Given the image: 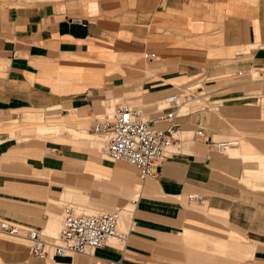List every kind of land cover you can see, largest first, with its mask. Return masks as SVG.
Masks as SVG:
<instances>
[{
  "label": "crops",
  "instance_id": "1",
  "mask_svg": "<svg viewBox=\"0 0 264 264\" xmlns=\"http://www.w3.org/2000/svg\"><path fill=\"white\" fill-rule=\"evenodd\" d=\"M172 93L185 138L155 178L84 136ZM65 206L120 207L125 242L41 260L0 235V264H264V0H0V219L54 237Z\"/></svg>",
  "mask_w": 264,
  "mask_h": 264
},
{
  "label": "built area",
  "instance_id": "2",
  "mask_svg": "<svg viewBox=\"0 0 264 264\" xmlns=\"http://www.w3.org/2000/svg\"><path fill=\"white\" fill-rule=\"evenodd\" d=\"M143 59L154 61L155 53H144ZM247 73L252 76L255 69ZM242 72H239L241 75ZM180 97L169 94L160 101L159 112L151 119H145L142 112L127 105H117L109 116H96L91 124V132L105 138L101 155L110 162H126L136 168L141 178H155L156 168L168 151L182 139L183 131L179 122L177 107ZM193 136L217 153H225L238 147L237 140L212 142L202 130ZM191 202H200L197 194L189 196ZM120 210L96 213L74 212L65 206L62 211L61 226L56 236L46 237L41 231L0 219V235L27 242L29 253L38 259L90 255L110 242L122 244L125 234L119 230Z\"/></svg>",
  "mask_w": 264,
  "mask_h": 264
},
{
  "label": "bare ground",
  "instance_id": "3",
  "mask_svg": "<svg viewBox=\"0 0 264 264\" xmlns=\"http://www.w3.org/2000/svg\"><path fill=\"white\" fill-rule=\"evenodd\" d=\"M256 77V73L255 74H253L252 76H250V78L252 79V78H255ZM181 104V103H180ZM118 105H125V103H119ZM130 107H133V106H130ZM115 109V108H114ZM114 109H108L107 110V114L110 116L112 113H113V110ZM30 119V118H29ZM31 121H37L38 123H40V120H41V118H35V119H33V117H31ZM30 121V120H29ZM63 123V122H62ZM36 132H38V133H40V134H43V135H45V133H46V130L45 129H43L42 127H37L36 129ZM49 130V129H48ZM42 135V136H43ZM46 135H47V133H46ZM95 135V134H94ZM95 136H97V135H95ZM104 139V140H103ZM97 141V143L99 144V145H101V146H105V138L104 137H101V139H98V140H96ZM237 148V147H236ZM235 148H232V149H230V150H228L227 152H225V153H228V152H231L232 150H234ZM225 153H223V154H225ZM124 164H128V163H124ZM128 166H130V165H128ZM131 167V166H130ZM132 168V167H131ZM75 212V211H74ZM76 213V212H75ZM85 214H88V213H85ZM121 218V217H120ZM120 220H123V219H120ZM120 223V222H119Z\"/></svg>",
  "mask_w": 264,
  "mask_h": 264
},
{
  "label": "rangeland",
  "instance_id": "4",
  "mask_svg": "<svg viewBox=\"0 0 264 264\" xmlns=\"http://www.w3.org/2000/svg\"><path fill=\"white\" fill-rule=\"evenodd\" d=\"M181 98V97H180ZM181 100V99H180ZM197 107V106H196ZM57 134V133H56ZM55 134V135H56ZM54 136V135H53ZM85 137H88L89 139H92L93 141H95V140H98V139H101V137L100 136H95V135H92V136H90V135H88V134H86V135H84ZM184 136V134H182V138H185V137H183ZM104 140V139H103ZM225 154H229V152L228 153H225ZM128 165V164H127ZM137 179V178H136ZM138 181V180H137ZM139 182V181H138ZM131 195V197H132V194H133V192H131L130 193ZM133 199H135V198H133ZM132 199V200H133ZM65 205H69V204H65ZM130 207V204L129 203H127L126 205H125V207ZM74 209V211L77 213V214H80V213H85L88 209H84V208H81L80 206L79 207H73ZM124 207H122V209H123ZM121 209V210H122ZM111 210H118V209H115V208H111V209H109L108 211H111ZM119 210H120V207H119ZM101 211H104V210H101ZM123 217H122V215H121V219H122ZM120 221H122V220H120Z\"/></svg>",
  "mask_w": 264,
  "mask_h": 264
}]
</instances>
